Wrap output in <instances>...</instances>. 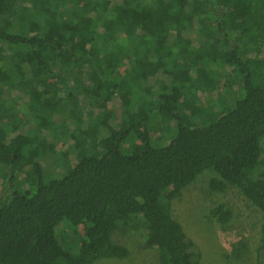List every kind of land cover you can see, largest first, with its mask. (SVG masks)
Segmentation results:
<instances>
[{
    "label": "trees",
    "instance_id": "16d2710c",
    "mask_svg": "<svg viewBox=\"0 0 264 264\" xmlns=\"http://www.w3.org/2000/svg\"><path fill=\"white\" fill-rule=\"evenodd\" d=\"M0 51V264L126 260L136 225L199 264L171 201L204 172L264 216V0H0Z\"/></svg>",
    "mask_w": 264,
    "mask_h": 264
},
{
    "label": "rangeland",
    "instance_id": "374dc122",
    "mask_svg": "<svg viewBox=\"0 0 264 264\" xmlns=\"http://www.w3.org/2000/svg\"><path fill=\"white\" fill-rule=\"evenodd\" d=\"M192 33L188 32L187 35L194 38ZM5 55L9 62L18 59L12 52H5ZM3 58L4 52L0 51V60ZM121 71L123 73L124 68ZM16 88L10 97L0 96V100L4 101L6 98L19 108L22 104L16 101L21 102V85L17 84ZM7 91L9 92L4 89L5 94ZM208 101L205 106L199 104L195 109L204 112L207 105L216 102V97H211ZM110 106L119 113L117 100ZM21 112V109L18 110V113ZM28 117L29 115L26 117V125H30ZM162 126L164 125H161V129ZM262 146L264 151V140ZM214 178H218L216 174L204 172L194 183L183 189L181 194L171 201L172 217L182 226L188 240L193 243L199 264H261L263 214L235 188H227L221 193L213 191L210 182ZM0 192L2 193L1 185ZM220 205L231 211V220L225 225L212 215ZM136 226H121L113 235L115 243L129 250L126 260L102 259L95 264H160V251L146 248L147 231Z\"/></svg>",
    "mask_w": 264,
    "mask_h": 264
}]
</instances>
